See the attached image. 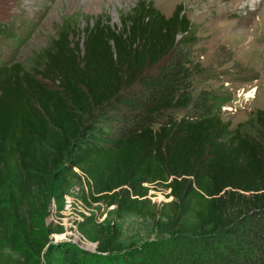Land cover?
<instances>
[{"label":"trees","instance_id":"trees-1","mask_svg":"<svg viewBox=\"0 0 264 264\" xmlns=\"http://www.w3.org/2000/svg\"><path fill=\"white\" fill-rule=\"evenodd\" d=\"M119 19H64L26 63L0 53V264H264V108L232 127L231 96L195 87L183 5L138 0ZM21 33L0 24L16 51ZM72 190L121 221L78 225L96 253L49 240L51 199Z\"/></svg>","mask_w":264,"mask_h":264},{"label":"rangeland","instance_id":"rangeland-1","mask_svg":"<svg viewBox=\"0 0 264 264\" xmlns=\"http://www.w3.org/2000/svg\"><path fill=\"white\" fill-rule=\"evenodd\" d=\"M138 0H0V24L14 22L24 36L30 33L17 51L11 41L0 37V53L26 63L30 57L45 48L55 36L56 28L64 19L80 20L103 15L111 24L118 25L121 12L129 11ZM156 7L170 17L178 5H183L187 16L198 32L194 48V62L200 66L195 76V87L231 96L222 108V116L232 127L243 122L257 109L264 108V0H152ZM255 92L252 95L248 93ZM72 189V188H71ZM64 200L51 199L46 226L61 230L49 240L54 245H73L91 253L97 252V243L85 239L78 225L94 217L98 223L111 226L118 220L108 212L113 209L103 204L90 208L77 190ZM151 187L149 197L153 204L162 205L172 199ZM74 195V196H73ZM82 204H78L76 199ZM143 219L128 217L122 224V233L131 242L141 244L148 239L141 223ZM143 224V223H142ZM108 226V225H107ZM64 236L59 238L57 236ZM156 238V235H152Z\"/></svg>","mask_w":264,"mask_h":264},{"label":"built area","instance_id":"built-area-1","mask_svg":"<svg viewBox=\"0 0 264 264\" xmlns=\"http://www.w3.org/2000/svg\"><path fill=\"white\" fill-rule=\"evenodd\" d=\"M224 109H228V107H223ZM77 172L83 177V179L86 181V179H85V177L83 176V174H81L78 170H77ZM89 180V179H88ZM86 185V184H85ZM86 189H87V187H86ZM77 192L78 193H76L77 195L79 194V190H77ZM73 194V193H72ZM72 194H70V195H72ZM74 196V195H73ZM80 197V196H79ZM81 198V197H80ZM76 201L78 202V204L80 203V204H82V202L77 198L76 199Z\"/></svg>","mask_w":264,"mask_h":264},{"label":"snow or ice","instance_id":"snow-or-ice-1","mask_svg":"<svg viewBox=\"0 0 264 264\" xmlns=\"http://www.w3.org/2000/svg\"><path fill=\"white\" fill-rule=\"evenodd\" d=\"M254 92H255V90L253 89V92L248 93V95L250 96V95H252Z\"/></svg>","mask_w":264,"mask_h":264},{"label":"water","instance_id":"water-1","mask_svg":"<svg viewBox=\"0 0 264 264\" xmlns=\"http://www.w3.org/2000/svg\"><path fill=\"white\" fill-rule=\"evenodd\" d=\"M85 250H88V249H85Z\"/></svg>","mask_w":264,"mask_h":264}]
</instances>
